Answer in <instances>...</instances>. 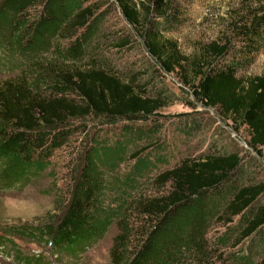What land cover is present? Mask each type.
Here are the masks:
<instances>
[{"label": "trees", "instance_id": "trees-1", "mask_svg": "<svg viewBox=\"0 0 264 264\" xmlns=\"http://www.w3.org/2000/svg\"><path fill=\"white\" fill-rule=\"evenodd\" d=\"M111 2L125 22L139 30L145 51L163 73L176 71L202 107L246 127L247 146L258 157L259 149H264V76L243 81L237 71L264 41V6L246 8L238 24H231L230 33L238 43H210L186 57L162 36L177 23L176 2ZM83 3L0 0V59L20 67L15 78L0 83V181L6 186L45 167L74 134L73 121L89 115L146 121L175 101L155 88L149 92L133 78L124 80L89 66L61 70L59 62L46 57L55 55L71 63L82 59L99 24L93 9ZM59 39L64 43L55 45ZM42 80L50 82L48 93L39 89ZM194 120L185 117L174 129L182 136H196L201 128ZM155 131L156 127L138 124L122 128L131 141ZM121 147L93 143L77 156L62 214L41 235L48 238L50 251L75 256L115 221L118 233L110 250L115 264H210L205 232L212 217L223 223L239 217L242 237L264 227V184L239 183L244 173L240 158L225 150L182 160L162 172L154 179L156 193L132 202L136 222L130 224L125 213L118 218L120 210L116 213L104 199L106 169L122 155ZM20 259L21 264L40 261Z\"/></svg>", "mask_w": 264, "mask_h": 264}, {"label": "rangeland", "instance_id": "rangeland-1", "mask_svg": "<svg viewBox=\"0 0 264 264\" xmlns=\"http://www.w3.org/2000/svg\"><path fill=\"white\" fill-rule=\"evenodd\" d=\"M138 1L132 0L134 4ZM172 1L178 6L177 23L162 32V36L174 42L186 57L194 56L210 43H238L230 33L231 24L237 23L246 8L264 6V0ZM83 5L93 9L99 24L82 59L71 63L61 61L55 55L46 57L59 62L61 70L89 66L104 69L124 80L133 78L139 85H147L149 92L155 88L171 95L175 101L158 109L146 121L131 122L91 115L73 121L74 134L54 151L45 167L8 186L0 181V264H21L20 258L40 260L39 264H115L110 253L118 233L115 221L101 237L75 256L50 251L46 244L48 238L41 236L62 214L77 156L93 143L122 146V155L113 158V166L106 169L104 200L110 208L115 206L116 213L120 210L118 218L125 213L130 224L136 222L130 209L132 202L137 196L152 197L157 191L154 179L182 160H196L223 150L230 151L238 155L244 170L239 183L264 184V149H259L257 157L248 148L244 125H234L221 119L214 109L202 107L191 97L189 88L180 83L176 71L163 73L145 51L139 30L125 22L111 0H84ZM63 43L60 39L54 42L55 45ZM0 61V83L18 75L20 67H15L16 62L12 65ZM237 75L243 81L264 76V41L249 63L242 64ZM38 86L42 93L51 90L47 80H42ZM185 117H193L194 122L200 124L196 136H182L174 129ZM129 124L156 127V131L151 136L131 141L130 136L122 133L123 126ZM0 162L1 170L3 161ZM238 220L237 216L229 223L215 217L209 220L205 241L212 251L210 264H258L264 260V227L242 237Z\"/></svg>", "mask_w": 264, "mask_h": 264}]
</instances>
